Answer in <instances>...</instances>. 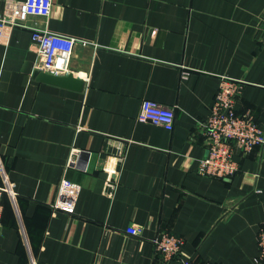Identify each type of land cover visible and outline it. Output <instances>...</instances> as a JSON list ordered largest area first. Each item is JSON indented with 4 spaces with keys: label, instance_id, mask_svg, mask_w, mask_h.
<instances>
[{
    "label": "crops",
    "instance_id": "1",
    "mask_svg": "<svg viewBox=\"0 0 264 264\" xmlns=\"http://www.w3.org/2000/svg\"><path fill=\"white\" fill-rule=\"evenodd\" d=\"M23 1L0 0V178L15 193L0 264H164L159 231L184 237L178 257L260 264L264 147L229 179L199 161L222 78L264 126V0H53L47 17ZM36 28L75 39L81 90L35 76ZM144 99L175 109L173 130L137 120ZM64 178L81 186L74 213L53 206Z\"/></svg>",
    "mask_w": 264,
    "mask_h": 264
},
{
    "label": "built area",
    "instance_id": "2",
    "mask_svg": "<svg viewBox=\"0 0 264 264\" xmlns=\"http://www.w3.org/2000/svg\"><path fill=\"white\" fill-rule=\"evenodd\" d=\"M53 0H24L25 13L30 15L49 16ZM32 41L40 54L38 67L48 73L64 76L71 69L70 58L75 39L53 33L45 29H33ZM242 89V82L224 77L221 79L214 104L204 122L207 137V154L199 161V172L214 178L229 179L234 176L239 165L238 155H248L257 147H264V126L253 116H241L237 110V97ZM175 109L152 99H144L137 120L161 125L171 131L175 125ZM3 171V163L0 162ZM120 180L119 174L110 172L108 186L115 190ZM81 186L67 178L62 179L58 195L53 203L54 208L66 213H74ZM11 194L14 197L13 183L7 176L0 178V230L4 211L3 197ZM132 235H141L142 227L132 226L127 230ZM156 251L162 256L164 264H216L210 261L185 259L178 257L185 239L179 234L159 231L152 239ZM259 254L256 261L264 264V221L258 234Z\"/></svg>",
    "mask_w": 264,
    "mask_h": 264
},
{
    "label": "water",
    "instance_id": "3",
    "mask_svg": "<svg viewBox=\"0 0 264 264\" xmlns=\"http://www.w3.org/2000/svg\"><path fill=\"white\" fill-rule=\"evenodd\" d=\"M35 76L40 80L58 84L64 87L74 88L77 90H81L84 87V81L75 76L73 72H69L67 75L59 76L54 75L48 72L37 70L35 72Z\"/></svg>",
    "mask_w": 264,
    "mask_h": 264
},
{
    "label": "rangeland",
    "instance_id": "4",
    "mask_svg": "<svg viewBox=\"0 0 264 264\" xmlns=\"http://www.w3.org/2000/svg\"><path fill=\"white\" fill-rule=\"evenodd\" d=\"M260 148H262V147H257L256 149H260ZM256 149H255V150H256ZM255 150H254V151H255ZM207 153H208V152H207ZM242 156H246V155H242Z\"/></svg>",
    "mask_w": 264,
    "mask_h": 264
}]
</instances>
